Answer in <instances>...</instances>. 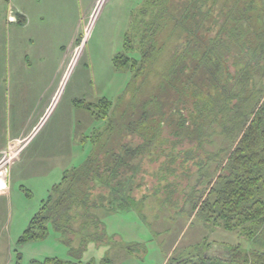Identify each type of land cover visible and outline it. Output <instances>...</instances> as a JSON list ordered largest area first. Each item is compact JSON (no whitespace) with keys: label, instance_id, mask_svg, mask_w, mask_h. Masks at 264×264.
Returning a JSON list of instances; mask_svg holds the SVG:
<instances>
[{"label":"rangeland","instance_id":"obj_1","mask_svg":"<svg viewBox=\"0 0 264 264\" xmlns=\"http://www.w3.org/2000/svg\"><path fill=\"white\" fill-rule=\"evenodd\" d=\"M195 1L191 7L189 0H167L162 30L155 27L151 33L148 24L157 10L150 9L152 15L140 14L147 0H67V5L63 0L53 7L44 0L41 8L28 11L32 19L26 26L11 27L20 38L7 42L5 48L8 146L0 155V264H30L47 258L80 264H173L188 258L193 263L199 256L217 254L224 244L251 247L238 232L207 225L206 213L199 211L208 195L206 183L218 170L219 162L212 156L217 145L199 147L198 134L186 127L177 136V109L184 108L185 118L193 121L200 105L194 104L193 92L182 104L177 102L186 78L173 72L175 60L179 57L191 66L185 73L195 70L208 39L222 33V23L215 25V17L223 4H234L232 0ZM22 3L13 0L12 13ZM202 3L206 4L202 12L196 10ZM183 14L188 16L184 21ZM223 14L226 17L229 11ZM154 31L158 33L152 38ZM187 39L191 50L180 49ZM128 40L138 48L131 56L138 61L148 43L154 52L143 75L134 80L129 69L119 70L114 62L130 56ZM201 74L199 69L197 80ZM17 93L20 98L15 97ZM198 98L206 100V95L198 94ZM83 100L92 105L96 117L88 110L85 116L77 112L74 102ZM97 117L102 120L94 122ZM19 128L21 137L13 138ZM95 129L101 130L95 149L102 154L96 155L98 162L112 163L115 156H121L123 174L109 180V185H123L118 190L121 194L132 191L134 208L95 209L104 231L97 235L99 242L95 235L81 244L77 234L69 247L50 226L45 240L19 244L43 204L50 196L56 198L53 189L63 183L65 169L91 156L93 139L84 137ZM125 151L141 154L131 158ZM73 177L69 175L63 189ZM104 189L98 186L93 194L107 203L111 192Z\"/></svg>","mask_w":264,"mask_h":264},{"label":"trees","instance_id":"obj_2","mask_svg":"<svg viewBox=\"0 0 264 264\" xmlns=\"http://www.w3.org/2000/svg\"><path fill=\"white\" fill-rule=\"evenodd\" d=\"M232 2H234L232 5L224 4L221 13L218 12L215 17V25L222 23V33L208 39L209 44L206 43L196 69L185 73L191 66L189 64L186 66L179 57L175 60L173 72L186 78L183 89H178L177 102L182 104L193 92L197 100L194 104L200 105V109L194 112L197 117L193 121L185 118L184 108L177 109V117H180L177 136L186 127L198 134L199 147L217 145L218 149L212 156L219 162L218 170L206 183L208 195L204 202L201 201L199 211L206 213L207 225L212 224L213 229L238 232L251 247L245 250L242 244H224L217 251L216 248L213 250L209 247L217 254L208 258L205 255L202 257L198 255L199 261L193 263L189 258L174 260L173 264H264V0ZM166 3L167 0H147V7L140 11V14L145 16L153 14L149 12L150 9L157 10L151 16L153 17L151 26L148 24L150 33L155 27L162 30L161 24L164 19L162 12ZM195 3V0H189L191 7ZM205 7L206 4L202 3L196 10L202 12ZM226 9L229 14L225 17L223 11ZM208 13L210 12L207 10V19ZM231 13L236 14L234 19L230 17ZM185 15L181 17L183 21L188 18V16L185 18ZM179 24L181 23H177V26ZM156 33L158 32L154 31L151 37L154 38ZM131 42V40L126 42L130 56L115 58L114 62L119 70L129 69L134 80V76L139 78L143 75L154 52L153 47L150 48L151 43H148L145 50L138 51L141 58L138 61L131 57L138 50L131 46ZM180 46V49L185 51L191 50L192 42L187 39ZM185 51L182 50L183 53ZM178 53L180 52L177 48ZM199 69L202 70V74L197 80ZM198 94L206 95V100L199 99ZM208 99L212 101L209 104ZM147 105L149 104H145V107ZM85 108L91 112L92 105H85ZM97 120L102 119L97 117L95 121ZM205 124L207 126H204ZM161 126L159 123L158 128ZM95 131L93 136L88 137L90 140L93 139L91 142L94 149L87 162L65 174L62 181L64 185L68 183L69 175H74L66 189H63V183L54 187L56 198L50 196L43 204L41 211L20 238L19 244L45 240L50 233V226L69 247L74 243L77 234L81 237V244H87L95 235L94 240L99 242L97 235L104 234V231L95 215V209L125 211L134 208L136 199L131 195L132 191L128 195L121 194L123 192L119 193L118 190L124 187L123 185L117 188H111L109 185V180L114 181L123 174L122 162L118 158L121 156H115L112 163L98 162L96 155L100 157L102 154L95 149L99 144L101 130ZM125 152L126 156L131 158L141 154L139 151ZM81 181L83 182L80 184ZM98 186L101 189L105 188L104 191L111 192L107 203L104 200L99 201L93 194ZM30 264H80V262L47 258L43 262L32 261Z\"/></svg>","mask_w":264,"mask_h":264},{"label":"crops","instance_id":"obj_3","mask_svg":"<svg viewBox=\"0 0 264 264\" xmlns=\"http://www.w3.org/2000/svg\"><path fill=\"white\" fill-rule=\"evenodd\" d=\"M43 1L44 0H24V3H22L21 6H15V13H12L11 8H12L13 0H0V50H1L0 51V62H2L1 63L2 64L1 65V72H0L1 73V75H0L1 76L0 77V86H1V92H0V123H1L0 139H2V141L0 142V155L7 151V146H8V141H6V132H5V125H4V124H6V121H7V116H6V112H5V104L7 103V99H6V91L4 92V86H5L4 73H5V64H6V51H5V48L8 47L7 46V42H10V41L11 42L12 41L15 42L16 40L19 41V38H20V37H18L19 36L18 31H16V29H15V33L12 32L11 31V27L12 26L15 27L17 25L26 26L28 21L32 19V14L30 12H28V11L29 10H36V9L41 8L40 5L43 4ZM45 1H46V3L50 4L49 7H53L54 5L55 6L60 5L59 3L61 1H63V0H45ZM64 1H65V3L67 2V0H64ZM67 4H68V2L66 3V5ZM26 5H30V7H25ZM30 65H31V63H30ZM18 74H20V70L18 71ZM17 85H18V83H17ZM15 89L18 90V86H16ZM15 97L16 98H20L19 93H17ZM85 105L86 104H85L84 100L83 101H75L74 102V106H76L77 109H78L77 112H82L84 114V116H85V113H86ZM80 109H82V110L80 111ZM94 122H96V121L94 120ZM83 123L85 124L84 120H83ZM83 131H85V128H83ZM21 132L22 131L19 128L14 133L13 138H20L21 137ZM85 133L87 135L86 131H85ZM89 133H90V130H89ZM94 133L95 132L92 131L91 135L89 136V138L91 136H93ZM34 135L35 134H33V136ZM84 138L86 139L88 137L85 136ZM91 145L94 148V145H93L92 142H91ZM3 164L6 165V162L2 163L1 166ZM84 164H85V161H83L82 164L79 165V166H74L72 168L65 169L64 175L62 177V181H63V178H64L65 174L68 171L74 170V169H78V168L82 167ZM0 175H2V173H0ZM75 241H77V239H75L74 242ZM215 246L216 247H212V248L215 249V248H217L218 245H215ZM165 264H167V263H165Z\"/></svg>","mask_w":264,"mask_h":264}]
</instances>
